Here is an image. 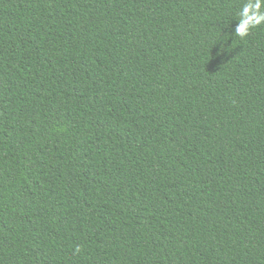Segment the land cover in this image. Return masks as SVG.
Wrapping results in <instances>:
<instances>
[{"label": "trees", "instance_id": "1", "mask_svg": "<svg viewBox=\"0 0 264 264\" xmlns=\"http://www.w3.org/2000/svg\"><path fill=\"white\" fill-rule=\"evenodd\" d=\"M260 15L0 0V264H264Z\"/></svg>", "mask_w": 264, "mask_h": 264}, {"label": "clouds", "instance_id": "2", "mask_svg": "<svg viewBox=\"0 0 264 264\" xmlns=\"http://www.w3.org/2000/svg\"><path fill=\"white\" fill-rule=\"evenodd\" d=\"M257 6H258V4H257ZM261 21H264V15H260L256 18L251 19V20L246 17L241 23H239L237 25L236 34L241 35V36L246 35L248 28L250 26H254L255 24L260 23Z\"/></svg>", "mask_w": 264, "mask_h": 264}]
</instances>
